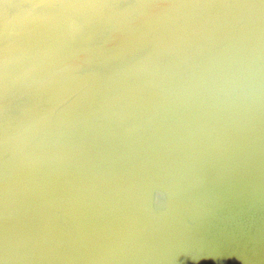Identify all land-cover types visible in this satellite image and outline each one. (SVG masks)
<instances>
[{
	"label": "bare ground",
	"instance_id": "1",
	"mask_svg": "<svg viewBox=\"0 0 264 264\" xmlns=\"http://www.w3.org/2000/svg\"><path fill=\"white\" fill-rule=\"evenodd\" d=\"M0 264H264V0H0Z\"/></svg>",
	"mask_w": 264,
	"mask_h": 264
}]
</instances>
